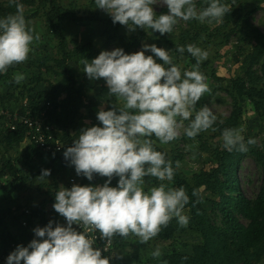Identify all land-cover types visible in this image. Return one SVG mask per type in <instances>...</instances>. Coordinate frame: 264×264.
<instances>
[{
	"label": "clouds",
	"instance_id": "obj_1",
	"mask_svg": "<svg viewBox=\"0 0 264 264\" xmlns=\"http://www.w3.org/2000/svg\"><path fill=\"white\" fill-rule=\"evenodd\" d=\"M15 2V0H13ZM96 7L107 12L113 23L127 25L130 31L138 26L161 35L172 33L179 20L222 22L230 8L221 0H208L205 8L197 11L194 0H95ZM167 7V14L157 16L153 5ZM16 13L0 18V73L15 64L24 63L39 34L29 27L23 5L16 4ZM195 58L191 70L181 71L169 51L155 44H144L142 50L126 54L122 48L102 51L95 59L84 60V72L89 79H104L109 95L121 101L110 110L103 107L97 113L102 126L81 129L73 146L64 152L66 160L75 166L76 174L89 181L94 174L107 177L101 186H80L70 189L61 186L55 194L53 208L66 218L67 226L53 222L34 229L37 239L26 247L18 245L7 257V264H110V257L102 256L112 245L115 236L138 238L146 244L155 238L175 218L181 228L187 227L190 217L184 213L189 195L183 186L168 187L180 161H173L167 153L156 149L155 140L168 144L180 138L181 130L190 139L213 128L217 116L207 106L197 110V103L209 92L206 76L200 65L208 53L195 44L186 46ZM150 51L163 63H158ZM183 54L185 46H177ZM25 79L17 73L14 82ZM187 122V125H185ZM244 129L225 128L223 147L228 151L247 152ZM50 175L43 170L40 180ZM113 177L118 185L111 187ZM160 181L148 186L145 178ZM193 196L199 197L198 190ZM79 225L83 231H77ZM99 238L106 241L103 249L94 247ZM160 247L151 253L161 257ZM122 258V257H120Z\"/></svg>",
	"mask_w": 264,
	"mask_h": 264
},
{
	"label": "rangeland",
	"instance_id": "obj_2",
	"mask_svg": "<svg viewBox=\"0 0 264 264\" xmlns=\"http://www.w3.org/2000/svg\"><path fill=\"white\" fill-rule=\"evenodd\" d=\"M12 0H0V5L6 6ZM30 2L32 0H29ZM61 4L67 6L73 0H59ZM204 0H194L197 11L201 10V7L197 4ZM87 1L78 0L77 6L71 7L70 13L78 14L83 17H98L110 15L102 9L93 7L90 4H85ZM250 7L255 8L254 12L250 16V21L259 30L264 32V0H249ZM40 0H36L34 5L23 6V14L28 17L26 19L29 27L34 30V34H39V41H34L33 51L29 53L28 59L21 64H15L11 66V71L6 72L5 78L0 79V105H8L14 108H21V105L25 101L45 99L52 93L51 83L54 78L57 77V73L48 66H54V62L47 56L54 58H62V49L59 46L58 37L54 34V30H49L47 27L46 16L44 8L41 9ZM154 11L157 16L160 14H167L168 9L162 4L153 5ZM2 8L0 7V14ZM196 25H205L208 30L202 31L195 36L198 28L194 27L193 32L189 34L188 38L183 41V45L195 44L201 49L207 51L208 56L203 61H210L209 67L200 69L202 73L217 69L218 75L225 78H234L238 75H243L245 68L252 64V44L247 37V31L243 30L241 33L233 31L235 24H229L225 26L222 22H195ZM189 21L179 20L174 26V30L177 34L176 37L182 34L183 31H192ZM105 26L100 21L84 20V21H70L66 20L64 23V34L67 35L68 47L75 53L72 59V63L78 68L79 80L82 81L85 88V102L86 107L82 110L81 114L77 117L78 123L81 127L87 128L92 126H102L101 122L97 119V113L101 109L110 110L114 105L122 103L117 101L112 95H109V89L104 79L93 80L87 77L84 70V60L95 59L102 51H112L116 48H122L126 54H132L142 50L144 44H155L157 47L163 48L169 51V55L172 57L173 62L180 67L181 71L191 70L194 65L190 59V56L184 55L175 51L173 46L169 44L163 38L158 37L154 30L142 29L136 27L134 31H130L127 25H123L121 31L122 36L129 38L138 37L139 43H130L127 39L109 41L105 35ZM203 30V29H202ZM232 31V32H231ZM227 33H231L229 39L226 37ZM89 41L93 43V56L90 59L81 57V46L86 45ZM176 43L181 44L178 40ZM145 55H153L150 51H146ZM154 59L158 63H163L159 58L154 56ZM264 63V58L261 62L253 65V69H256L261 74V65ZM55 69V68H54ZM20 73L25 76V79L20 83L14 82L15 74ZM42 75L44 79L39 84L32 80L33 77H39ZM206 76V82L210 91L205 93L201 100L197 103V110L200 107L207 105L213 113L220 119H226L233 111V99L231 95L226 91L227 82H219L212 77L211 74ZM264 82V80L262 81ZM37 99V100H38ZM33 102V101H32ZM244 113L242 120L244 122L241 128L244 129L242 135L245 138V142L249 138H253L257 141L252 147H257L264 150V122L260 119L257 112L253 110L251 103H242ZM187 125V122H185ZM72 131V130H71ZM74 132V131H73ZM72 132V133H73ZM80 134V133H79ZM79 134L76 136L78 139ZM215 133L210 128L205 132H201L195 139H190L183 134L181 130V136L179 139L168 144H160L158 140H155L168 155L173 154L180 159V170L187 176L192 177L195 173L199 172L202 168H209L215 163V158L212 155V151L217 150L221 153L225 152L223 147L222 136L214 137ZM207 142L208 148L204 146ZM28 142L23 141L17 145H5L0 146V167L5 160L11 159L12 162L20 168L26 170V172L38 171L41 163L51 161V155L40 154L32 159L26 157ZM219 152V153H220ZM41 159V161H40ZM72 165V164H71ZM41 176V175H40ZM40 176L32 177L27 180L21 177L15 178L12 175H4L0 177V239L19 236L21 231L19 229L17 221L13 218L12 213L19 211L22 207H29V205L39 204L46 199H49L47 203V213L49 221L53 222V227L58 224H62L65 219L53 208L55 199L52 198L50 192L55 191V183L58 184V188L61 186L70 189V183L73 178L81 184V177L76 174L75 166L63 165L59 167L57 175L47 176L44 180H40ZM238 178L241 190L244 194L250 198H255L260 190L262 183V169L254 160V158L247 154L241 161L238 168ZM119 177H113L110 186L116 187L118 185ZM148 186H158L160 181L155 178H145ZM79 180V181H78ZM107 177H102L101 181L97 182L94 186H101L105 183ZM81 183V184H80ZM168 187H174L172 181H164ZM93 186V185H87ZM211 217L214 222L222 225L223 217L219 210L210 202L206 203ZM184 213L188 216L191 215L189 209H184ZM243 222L248 221L241 217ZM49 223V222H48ZM126 247L117 252L114 255L115 264H164L162 258L166 253L172 252V250H185L190 251L194 242L200 241V238L194 234H185L179 232L174 239L167 241L152 239L146 244H141L138 238L130 235L124 238ZM159 246L161 250V257L153 258L151 253ZM122 257V258H120Z\"/></svg>",
	"mask_w": 264,
	"mask_h": 264
},
{
	"label": "trees",
	"instance_id": "obj_3",
	"mask_svg": "<svg viewBox=\"0 0 264 264\" xmlns=\"http://www.w3.org/2000/svg\"><path fill=\"white\" fill-rule=\"evenodd\" d=\"M82 1H87L85 4H90L93 7L96 6L95 0ZM35 2L36 0H32L31 2L29 0H15L13 2L12 0L6 6L0 5L2 8L0 18L6 17L9 14H15L17 3L28 6L34 5ZM77 2L78 0H73L70 5L65 6L59 0H40V7L41 9L44 8L47 27L49 30H54V34L58 37L63 56L62 58L47 56V58L54 62V66H48V68L53 69L52 72L55 71L58 75L57 77H53L51 95L45 99H28V102L32 104L44 100H49L52 103L53 108L49 111L50 120L58 127V134L62 138L64 149L62 152L43 153L28 143L27 158L32 159L35 156L41 158L40 154L43 153L51 155V161L41 163L38 171L26 172L23 168L15 165L11 159H8L0 167V177L9 174L15 178L21 177L27 180L42 175L43 170H50L49 176L55 177L59 171V167L61 168L63 165L72 166L70 160H66L63 154L68 147L73 146L76 136L83 129L80 123H78L77 117L87 104L85 102L84 84L79 80L78 68L72 63L75 53L69 49L67 35L64 34V23L66 20H98L106 28L105 35L107 40L127 39L130 43H139L140 41L138 37L129 38L122 36L123 25L118 22L113 23L111 16L106 17L101 15L96 18H88L75 14V12L70 13L69 10L71 7L77 6ZM221 3L227 4L230 8L229 13L223 17L222 23L225 26L234 23L235 28L232 30L238 33L246 30L253 49L250 54L252 64L245 68L243 75L225 78L219 76L217 69H212L211 67V71L203 73L207 75L211 74L212 77L221 83L226 81V91L233 99V111L231 115L226 119L217 117L213 125L215 129L214 137L222 136L225 128L240 129L243 126L242 117L244 109L242 103H251L253 110L257 112L260 119L264 122V82H262L264 80V63L261 65V74L256 69H253V65L261 62L264 58V32L259 30L250 21V16L255 8L250 7L248 4L249 0H221ZM197 4L202 10L207 6L208 0L198 2ZM31 16L33 15L26 16L25 18L28 19ZM189 22L192 31H183L179 37H176L177 34L174 29L172 33L161 35L155 31V34L171 44L176 51L177 46H184L182 44L183 41L193 32V28L198 26L195 24L198 20L193 19ZM198 28H202L203 30L198 29L195 36L202 31L208 30L205 25H199ZM230 36L231 33L226 34L228 39ZM178 40L181 41V44L176 43ZM80 49L81 57L92 58L93 43L91 41L86 45H82ZM183 54L190 56L193 64L196 63L195 58L187 50ZM209 63L210 61H202L200 69L209 67ZM11 69L9 67L7 72H10ZM4 74L0 73V79L5 78ZM42 79H44L42 75L32 78L36 82V85L43 81ZM0 106L10 107L8 105ZM23 141H25L24 127H20L17 131L9 133L0 128V146H4V144L17 145L23 143ZM155 146L157 150L165 152L157 145L156 141ZM204 146L208 148L207 142L204 143ZM219 152L218 149L212 151V155L215 158L214 165L209 168H202L192 177L185 175L180 168L175 169V176L172 180L174 187L183 186L190 198L189 203L185 206V209L191 211L189 224L187 227L181 228L177 220L173 218L169 225L163 228L154 239L167 241L174 239L181 232L190 235L194 234L200 238V241L194 242L190 251L174 249L172 252L166 253L162 258L164 264H264V150L248 145L247 152L236 150ZM247 154H250L262 169V183L255 198L246 196L239 184L238 168L242 159ZM167 157L173 161L175 168V161H179L180 158L173 154L168 155V153ZM80 176H82L80 178L82 186H94L102 179L98 174H94L91 181L83 175ZM55 184V191H49L53 199H55V194L59 190L58 184ZM75 184L78 185V182ZM193 190H198L199 197L192 195ZM47 200L49 199L39 204L29 205L30 208H34L33 212L29 215L31 224L35 223V221L38 227H45L48 224L47 203L49 201ZM207 202L215 205L221 213L223 217L222 225L213 221L211 212L206 205ZM21 209L16 213L13 212L11 215L17 221L21 234L19 236L6 237L8 241H15L18 245H24V241L28 240L27 236L29 235L26 228L19 223L25 217V215L20 213ZM241 217L246 219L248 223L243 222ZM124 238L115 236L113 238L112 249L104 254V256L110 257V264H115L114 255L127 246Z\"/></svg>",
	"mask_w": 264,
	"mask_h": 264
},
{
	"label": "built area",
	"instance_id": "obj_4",
	"mask_svg": "<svg viewBox=\"0 0 264 264\" xmlns=\"http://www.w3.org/2000/svg\"><path fill=\"white\" fill-rule=\"evenodd\" d=\"M53 108L52 103L49 100L39 101L32 104L28 101L21 106V108L3 107L0 106V128L6 133L17 131L20 127L25 128V141L30 145L36 147L43 153H55L62 152L64 149V143L59 136L58 127L50 120L49 111ZM74 180L71 181V186L75 184ZM77 182V181H76ZM34 208L23 207L20 211L22 215H25L21 219L20 224L28 231L27 241H24L23 246H27L33 239H37L34 233V229L38 227L35 223L31 224V218L29 215L33 212ZM62 226H67L66 218L63 220ZM77 231H83L79 225H73ZM92 235L97 236V240L94 247L103 249L106 241L99 238V233L95 232ZM21 241L22 238L19 237ZM18 243L15 241H8L7 238L0 239V264H7V257L16 249ZM113 247V241L110 251ZM106 251V252H108ZM102 251V256L106 254ZM23 264V262H21Z\"/></svg>",
	"mask_w": 264,
	"mask_h": 264
}]
</instances>
